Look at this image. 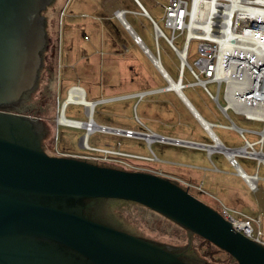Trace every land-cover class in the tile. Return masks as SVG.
<instances>
[{
    "label": "water",
    "instance_id": "95a60500",
    "mask_svg": "<svg viewBox=\"0 0 264 264\" xmlns=\"http://www.w3.org/2000/svg\"><path fill=\"white\" fill-rule=\"evenodd\" d=\"M54 1L0 0V102L22 90L19 67L31 59L39 63L47 42L43 12ZM150 57L156 64L157 56ZM167 81L165 89L174 90L202 122L180 87L175 90ZM43 134L36 119L0 110V264H192L164 244L91 219L87 212L99 200L144 206L225 252L235 264H264V247L175 182L49 155L41 147Z\"/></svg>",
    "mask_w": 264,
    "mask_h": 264
},
{
    "label": "rangeland",
    "instance_id": "374dc122",
    "mask_svg": "<svg viewBox=\"0 0 264 264\" xmlns=\"http://www.w3.org/2000/svg\"><path fill=\"white\" fill-rule=\"evenodd\" d=\"M141 1L145 4L153 19L162 27V22L160 21L162 16L161 7H157L153 0ZM80 2L81 0H55L53 5L49 6L43 12L46 22V33L50 42L47 50H43L45 59L40 72L38 88L31 95L29 109L23 113L33 119H41L45 123L48 129V136L41 144V147L50 154H55L54 138L57 137L56 144L59 151L81 155H97V153L89 151L81 146L80 138L85 132L83 129L56 125L57 102L58 105L61 106L62 101L66 97L67 90L71 86H82L86 91L85 97L89 101L113 95L112 93L104 92V90L99 87V83L94 81V74L97 75L100 73L99 67H94L93 65L83 66V62H79L82 54V50L78 47L79 41H83L86 45L90 42V40L85 38L88 37L85 36L88 34L78 29L77 26L78 18L75 13L77 12ZM134 14H136V12ZM135 29L151 53L157 56L158 52L163 68L170 77L175 80L178 74L179 61L166 41L160 37L156 45L153 28L147 20L143 18L137 19ZM164 31L168 34L167 30ZM182 38L183 37L180 35L176 38L175 46L177 48L181 47ZM84 51L89 52L90 50L84 49ZM195 57L196 49L195 44L192 42L188 49V63L191 64ZM143 63L149 67L150 76L154 75L156 86L163 85V80L157 77L158 74H154L158 73L157 69L146 55L143 56ZM51 71H53V78L51 77ZM192 81L188 71L185 70L184 82L187 83ZM140 88L146 89L143 85ZM183 91L200 110L202 116L207 121L222 124L226 123V121L219 116L215 104L203 89L198 86H193L184 88ZM208 91L215 94V86L211 84L208 85ZM168 95L176 99L173 93L169 92ZM153 98V95L145 96L137 111L134 109L137 98L97 104L93 109V121L95 124L99 125L128 127L133 130L147 131L136 121V116L138 119L140 118L139 111L141 105ZM140 101L141 99L138 100V103ZM220 103L223 104L222 91L220 92ZM229 116L240 128L256 131L261 129V124L244 122L230 112ZM65 117L78 121L86 120L81 105H67ZM179 129L183 132L188 131L194 134L195 138L200 142H211L204 131L195 124V122H191L187 127L182 126ZM95 131L100 132H96L89 136L88 146L90 147L118 149L122 152L142 156L151 155L149 148L143 140L114 136L109 133H103L100 129ZM213 131L224 145H241V140L234 131L220 128H213ZM245 136L250 141L254 140L253 135L249 133H245ZM155 139L156 138L151 140ZM150 149L159 160L183 159L186 156H191V153H193L187 148L175 147L159 142H153L150 145ZM212 160L215 165L221 169V173H216L214 175L216 185L208 190L216 195L224 204L242 209L243 211L246 210L250 214L256 211L258 212L259 210L263 211L264 214V181L259 182V190L256 193H249L241 180L233 174V169L225 161L222 154H213ZM238 162L246 173L251 174L254 172L255 162L253 160L240 158ZM202 163L209 165V161H205V159ZM155 165L160 169V166H165L166 164L159 162ZM258 174L261 178H264V168L260 167ZM204 188L207 189V186ZM201 200L207 205L213 206L211 201L205 198H201ZM94 207L97 208L94 216L104 217L107 222L121 227L123 230L164 244L173 250L179 251L184 254L185 257L192 259L198 264H235L225 252L207 243L200 237L188 233L169 220L142 207L117 200L95 201ZM214 209L217 210L215 207Z\"/></svg>",
    "mask_w": 264,
    "mask_h": 264
},
{
    "label": "built area",
    "instance_id": "2783aa9c",
    "mask_svg": "<svg viewBox=\"0 0 264 264\" xmlns=\"http://www.w3.org/2000/svg\"><path fill=\"white\" fill-rule=\"evenodd\" d=\"M133 1L137 4L139 3L137 0ZM153 1L157 7L162 9L160 19L162 28L157 22H154L158 27L157 32L152 24L156 45L158 39L162 37L178 58L179 67L176 81L180 90L193 86L203 89L207 92L215 104L218 114L226 123H206L202 121L204 122L203 124L200 122L211 141L210 143L163 137L149 130L120 129L96 124L97 127H101L105 131L103 133L143 140L151 155L142 156L122 152L118 149L90 146H87L86 149L97 153L96 156L72 154L58 150L57 137L54 138L55 154L53 155L74 157L126 171L147 172L167 178L185 189L196 199L202 201L201 198H205L211 201L213 206H209L213 209L215 207L216 211L235 231L264 247V214L262 212L250 214L230 207L208 192L202 182L194 183L162 171L155 165L160 160L150 149V145L153 142H159L176 147L205 149L208 156L212 153L222 154L229 166L235 170V174L241 179L249 193L254 194L259 190V182L264 181V178H261L258 174L260 167L264 168V0ZM125 12L129 11H116L114 16L122 18ZM164 30H167L168 34ZM179 35L183 37L182 45L177 48L175 40ZM138 40V38L134 37L136 43L139 42ZM192 42L195 44L196 57L189 64L187 60L188 49ZM157 58L159 60L158 52ZM185 70L188 71L189 76L193 80L192 82H184ZM210 84L215 86V94L208 91V85ZM71 90L75 94V99L81 94L86 99V93L80 86H71L67 90L66 95H69ZM221 91L223 104L220 103ZM149 92H139L113 98L101 97L95 100H88V103H93L95 108L97 104L108 103L117 99H141L148 95ZM69 104L81 105L86 120H88V111L85 104H79L76 100H72ZM60 107L57 102V126V119L61 110L63 111ZM229 112L244 122L261 124V129L256 131L238 127L230 118ZM86 120L79 122L84 124ZM93 123L95 124V122ZM105 128L112 131H106ZM213 128L234 131L241 140V145H224L214 133ZM120 131H123V133H119ZM96 132L99 131H94L90 135ZM245 133L253 135L254 140L250 141L247 139ZM151 134L156 136L155 140L148 139V135ZM240 158L255 162L253 173L248 174L241 168L238 162ZM202 202L204 203V201Z\"/></svg>",
    "mask_w": 264,
    "mask_h": 264
},
{
    "label": "crops",
    "instance_id": "0c3cea01",
    "mask_svg": "<svg viewBox=\"0 0 264 264\" xmlns=\"http://www.w3.org/2000/svg\"><path fill=\"white\" fill-rule=\"evenodd\" d=\"M137 1L148 14L149 18L143 14L142 9L133 0H81L77 12L75 13L78 18L77 26L78 29L88 34L85 36H88L87 40H90V42L86 45L83 41H79L78 47L82 50L79 62H83V66L93 65L94 67H99L100 73L97 75L94 74V81L99 83V87L103 89L104 92L113 94L108 96L109 98L150 91L148 96L153 95L154 98L141 105L139 111L140 120L136 116V121L143 129L163 137L200 142L195 138L194 134L188 131L183 132L179 129L182 126L187 127L191 122H195V124L203 130L198 118L174 90L165 89L168 85V81L155 67L158 73L154 74H158L157 77L164 82L163 85L156 86L154 75L150 76L149 67L143 63V56L146 54L143 52V48L134 41L133 34L137 36L141 45H143L148 52L151 53V51L145 46L135 29L137 19L143 18L147 20L151 27V20L154 22L156 21L150 15L145 4L142 3L141 0ZM120 10L129 12H125L122 18L115 17L114 13ZM134 12H136V14H134ZM84 49L90 51L85 52ZM151 54L156 56V54ZM163 70L166 72L164 68ZM166 74L171 81L174 82L176 80H173L167 72ZM142 85L145 86L146 89L140 88ZM80 87L86 93L85 89L82 86ZM169 92L173 93L176 99L171 98L170 95H168ZM182 93L202 121L206 123H215L207 121L202 116L200 110L188 96L185 95L183 90ZM145 96L147 97V95ZM144 97L141 98L139 103L138 100L140 99H136L137 103L134 104V109H136V111ZM117 128L131 129L128 127ZM187 149L193 152L191 156H186L183 159L160 160V163L166 164L165 166H160V169L166 173L182 177L194 183L202 182L204 187L207 186L206 190L210 192L208 189L216 185L214 175L216 173H221V169L218 168L212 160V155L215 153L208 156L205 149ZM204 159L205 161H209V165L202 163ZM233 174L239 178L235 174L234 169ZM244 212L249 213L246 210H244ZM258 212L263 213L261 210ZM255 213H257V211Z\"/></svg>",
    "mask_w": 264,
    "mask_h": 264
},
{
    "label": "flooded vegetation",
    "instance_id": "af4514ba",
    "mask_svg": "<svg viewBox=\"0 0 264 264\" xmlns=\"http://www.w3.org/2000/svg\"><path fill=\"white\" fill-rule=\"evenodd\" d=\"M43 56V51L42 54ZM43 57H40L39 63H36L34 59L28 60V62H24L22 66H20V70H22L23 73V84L22 85V90L20 91L19 94H17L14 98H11L6 101H1L0 102V110L7 111L9 113H18V114H23L25 111H27L30 107V98L31 95L37 90L38 88V83L40 79V72L43 66ZM125 96V95H124ZM121 97V96H120ZM104 98H109V97H104ZM113 98V97H112ZM129 98H124V99H117L111 102L119 101V100H128ZM36 125L39 127L43 126V136H40V141L41 144L43 141H45V131L47 129L45 123L41 119H36ZM114 127V126H111ZM123 137V136H122ZM94 205V204H93ZM93 207V206H92ZM91 207V208H92ZM97 208H92L90 212L88 211L87 214L88 216L96 220L98 222L107 224L109 226H112L117 229H122L121 227L115 226L109 222H107L104 217H98L94 216V213L96 212ZM66 254H69L67 251H63ZM187 261L193 264H198L194 262L192 259L185 257Z\"/></svg>",
    "mask_w": 264,
    "mask_h": 264
},
{
    "label": "bare ground",
    "instance_id": "6f19581e",
    "mask_svg": "<svg viewBox=\"0 0 264 264\" xmlns=\"http://www.w3.org/2000/svg\"><path fill=\"white\" fill-rule=\"evenodd\" d=\"M138 45L141 46V43L137 42ZM146 48H143V52L145 53V50ZM146 56L148 57V59L151 61L152 63V57L151 56V53L150 52H146ZM153 56V55H152ZM156 64H153L155 67H158L161 65L160 61H158L157 57H156ZM162 66V65H161ZM160 69V67H158ZM157 68V69H158ZM160 72V71H159ZM165 73V78L167 80H170L168 75L166 74V72H162L161 74L164 75ZM170 86L173 87L175 90H177V88L179 87V84L177 83V81H171L170 82ZM75 94L72 93V90L69 92V95H66L65 99L62 101L61 103V109H63V111L61 110V113H60V116L58 117L57 119V123L58 125H61V126H66V127H71V128H75V129H83L85 132L81 138V146L83 148H87L88 146V136L94 132L95 130H98L100 129L101 132H105L104 130H102L101 127H97L96 124H94L93 122V118H92V115H93V106L94 104L93 103H88V100H86L85 98H83V95L81 94L80 96L76 97L75 99ZM72 100H76L77 103H83L87 106V118L88 120H86V122L84 124L80 123L79 121H75V120H72V119H68L65 117V107L67 104H69ZM100 132V131H99ZM156 138V136H154L153 134L151 135H148V139H154ZM211 150V149H210Z\"/></svg>",
    "mask_w": 264,
    "mask_h": 264
},
{
    "label": "trees",
    "instance_id": "16d2710c",
    "mask_svg": "<svg viewBox=\"0 0 264 264\" xmlns=\"http://www.w3.org/2000/svg\"><path fill=\"white\" fill-rule=\"evenodd\" d=\"M53 5V4H52ZM52 5H50V6H52ZM162 28V27H161ZM46 35H47V33H46ZM49 42H50V39H49V37L47 36V42H46V46H45V48H44V51H46L47 50V48H48V45H49ZM45 54V53H44ZM43 54V60L45 59V55ZM43 65H44V63H43ZM44 71V70H43ZM42 71V72H43ZM49 76H50V74H49ZM53 71H51V77L53 78ZM47 136H48V129H46V131H45V138H47ZM45 151V150H44ZM46 152V151H45ZM47 153V152H46ZM47 154H49V155H53V154H50V153H47ZM120 202H123V203H127V204H133V205H136V206H139V207H142V208H144V209H146V210H148V211H150V212H152V213H154V214H156V215H159L158 213H156V212H154V211H152V210H150V209H148V208H146V207H144V206H141V205H138V204H136V203H133V202H127V201H120ZM159 216H161V215H159ZM161 217H163V216H161ZM163 218H165V217H163ZM166 219V218H165ZM168 220V219H167ZM171 222V221H170ZM178 226V225H177ZM181 228V227H180ZM121 230H123V229H121ZM124 231H126V230H124ZM126 232H128V233H130V234H133V235H136V234H134V233H131V232H129V231H126ZM136 236H138V237H141V238H144V239H148V240H151V239H149V238H146V237H143V236H139V235H136ZM153 241V240H152ZM207 242V241H206ZM208 243V242H207ZM210 244V243H209ZM193 264V263H192Z\"/></svg>",
    "mask_w": 264,
    "mask_h": 264
}]
</instances>
